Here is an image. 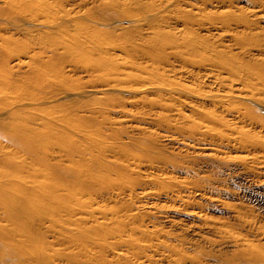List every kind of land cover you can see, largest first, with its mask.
Instances as JSON below:
<instances>
[{"label":"rangeland","instance_id":"obj_1","mask_svg":"<svg viewBox=\"0 0 264 264\" xmlns=\"http://www.w3.org/2000/svg\"><path fill=\"white\" fill-rule=\"evenodd\" d=\"M48 1L52 18L20 22L26 31L56 23L60 33L71 24L72 35L86 27L153 54L159 32L171 46L155 63L132 50L157 69L147 81L92 76L77 68L76 55L65 63L66 83L39 107L54 106L60 143L78 154L88 149L60 167L71 176L86 171L56 189L71 198L60 213L71 209L73 224L0 209V264H32L38 255L50 264L80 256L94 264H175L169 256L181 264H264V82L246 79L264 70V0ZM24 35L20 28L5 36ZM79 228L97 235L84 242Z\"/></svg>","mask_w":264,"mask_h":264},{"label":"bare ground","instance_id":"obj_2","mask_svg":"<svg viewBox=\"0 0 264 264\" xmlns=\"http://www.w3.org/2000/svg\"><path fill=\"white\" fill-rule=\"evenodd\" d=\"M63 3L62 11L65 17L70 18L71 10L67 9L66 1ZM49 5L48 0H0V120L6 118L0 121V209L30 212L37 222L41 223L52 213L55 223L58 224V220L61 219L63 226L65 223L73 224L69 217L71 209L65 213L66 218L60 213L63 212L64 205L69 206L71 198L68 195L63 198L56 195L58 182H65L70 177L82 181L86 171L73 172L71 176L68 169L65 171L60 167L64 162H71V158L76 155L85 157L88 149L78 154V151L75 152L74 149L60 143V138H56L55 135L59 117L56 116L54 106L49 105L46 108L39 106L52 103L57 94L58 85L66 83L64 65L70 63L74 55L82 62V64L77 62L80 65L77 68L92 76L103 79L112 76L111 80L120 84L125 76L135 80L141 74L140 78L147 81L154 74L158 76L157 69L150 70L148 61L155 63V59L163 57L164 46H171V41L160 36L157 39L159 32H155L156 38L150 42V45L158 52L153 54L150 50L145 51L140 46L133 45L132 40L123 42L118 39L108 42L102 35L87 31L89 29L86 27H84V35L79 37L76 33V36L74 33L71 34L69 28L71 24L60 33L56 30V23L48 26L46 30L27 29L35 30L34 34L22 27L24 23L20 25V22H25L40 26V17L51 19L54 9ZM78 27L76 24V28ZM20 28L25 31L24 37L28 33L30 38L13 41L5 36L6 33ZM186 48L195 51L192 43H188ZM132 50L140 52V57L148 61L138 62L137 59L132 58L135 56ZM131 52L132 55H130ZM126 66L132 70L131 73L119 72L120 67ZM232 69L233 72L238 73L237 69L234 67ZM249 71L250 73H247L249 75L246 76L249 82L251 78L264 82V70ZM29 105L36 108L22 109ZM73 119L70 117L64 122L70 125ZM62 128L69 129L66 125ZM59 143L63 146L58 147ZM97 146L100 144L97 143ZM54 201L62 205L55 207ZM57 212L60 213L59 216ZM57 224H55L56 227ZM79 230L83 233L84 242L86 237L97 235V230L94 233L89 229L79 228ZM11 251L9 253L13 254L14 251ZM260 257L264 259V254ZM168 260L181 264L179 258L171 259L169 256ZM51 262L52 260L38 255L32 264H50ZM146 263L152 262L146 259L143 264ZM68 264L94 263L88 256H80L73 258ZM124 264L132 263L126 261Z\"/></svg>","mask_w":264,"mask_h":264}]
</instances>
